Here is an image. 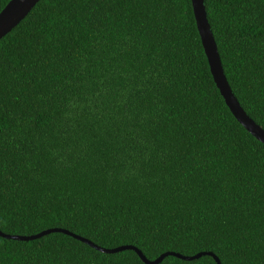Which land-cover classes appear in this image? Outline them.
I'll list each match as a JSON object with an SVG mask.
<instances>
[{
	"label": "trees",
	"instance_id": "1",
	"mask_svg": "<svg viewBox=\"0 0 264 264\" xmlns=\"http://www.w3.org/2000/svg\"><path fill=\"white\" fill-rule=\"evenodd\" d=\"M204 6L264 129V0ZM49 228L149 260L264 264V144L216 88L190 0H39L0 38V231ZM0 264L145 263L56 231L0 236Z\"/></svg>",
	"mask_w": 264,
	"mask_h": 264
},
{
	"label": "water",
	"instance_id": "2",
	"mask_svg": "<svg viewBox=\"0 0 264 264\" xmlns=\"http://www.w3.org/2000/svg\"><path fill=\"white\" fill-rule=\"evenodd\" d=\"M38 1L39 0H9L7 4L3 7V9L0 11V38L4 36L7 32H9L14 26H16L19 21L25 17V15ZM190 2L202 49L204 51L206 62L212 79L216 85V88L218 89L226 106L228 107L229 111L234 116V118L251 135H253L257 140L264 144V129L261 128V126H259L250 116L246 114V112L240 106L237 98L233 94L227 82L217 50V45L207 19L204 0H190ZM56 231L63 232L74 238H77L102 252L111 253L125 249L134 250L145 264H157L162 260L163 257L167 255H174L184 260H192L201 255H210L215 260L216 264H221L217 256L211 252H198L191 256H183L178 253L165 252L159 255L154 260H149L143 255V253L139 249L132 245H122L115 248L106 249L97 246L96 244L84 237H81L66 229L61 228H49L33 235H10L0 231V236L4 238H12L18 240H31L47 233Z\"/></svg>",
	"mask_w": 264,
	"mask_h": 264
}]
</instances>
